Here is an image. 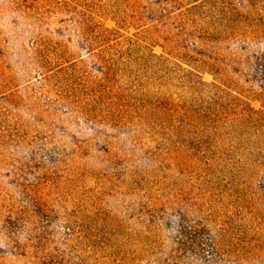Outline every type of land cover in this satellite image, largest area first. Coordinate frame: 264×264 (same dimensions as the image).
<instances>
[{"label": "rangeland", "instance_id": "1", "mask_svg": "<svg viewBox=\"0 0 264 264\" xmlns=\"http://www.w3.org/2000/svg\"><path fill=\"white\" fill-rule=\"evenodd\" d=\"M0 264H264V0H0Z\"/></svg>", "mask_w": 264, "mask_h": 264}]
</instances>
